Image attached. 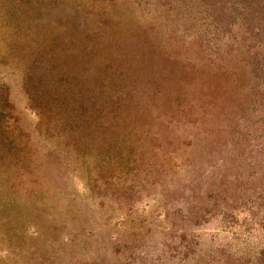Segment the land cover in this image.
<instances>
[{
	"label": "rangeland",
	"instance_id": "rangeland-1",
	"mask_svg": "<svg viewBox=\"0 0 264 264\" xmlns=\"http://www.w3.org/2000/svg\"><path fill=\"white\" fill-rule=\"evenodd\" d=\"M1 93L0 264H264V0H0Z\"/></svg>",
	"mask_w": 264,
	"mask_h": 264
},
{
	"label": "trees",
	"instance_id": "trees-1",
	"mask_svg": "<svg viewBox=\"0 0 264 264\" xmlns=\"http://www.w3.org/2000/svg\"><path fill=\"white\" fill-rule=\"evenodd\" d=\"M3 93V92H2ZM2 93H1V95L0 96H2Z\"/></svg>",
	"mask_w": 264,
	"mask_h": 264
}]
</instances>
